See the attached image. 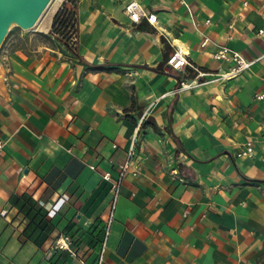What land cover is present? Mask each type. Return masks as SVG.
<instances>
[{"label":"crops","instance_id":"0c3cea01","mask_svg":"<svg viewBox=\"0 0 264 264\" xmlns=\"http://www.w3.org/2000/svg\"><path fill=\"white\" fill-rule=\"evenodd\" d=\"M129 1L77 0L69 43L51 33L56 4L0 49V264H96L136 132L103 264H264V0H137L154 24ZM222 45L249 68L176 91L234 65L213 57ZM178 47L205 77L168 66ZM23 193L53 226L40 243L11 202ZM62 234L76 255L52 250Z\"/></svg>","mask_w":264,"mask_h":264},{"label":"built area","instance_id":"2783aa9c","mask_svg":"<svg viewBox=\"0 0 264 264\" xmlns=\"http://www.w3.org/2000/svg\"><path fill=\"white\" fill-rule=\"evenodd\" d=\"M181 2L185 3V0H181ZM248 2L249 0H243L244 5H247ZM71 6L69 8H71ZM124 10L126 14L129 16V18L132 20V22L134 23H139L142 20V18H146L148 22L152 24L157 22V14L153 12H149L146 9H144L143 6L137 0H130L126 4ZM66 11L67 10H64L62 12V18L67 17V13H65ZM262 15L264 16V10L262 12ZM209 21L210 20H208V22ZM75 28L76 27L74 26V29L71 33L72 34L71 41H73V39L75 40V37H76ZM263 32H264L263 29L258 30V33H263ZM69 40H70V37H69ZM210 41L211 40L208 36H204L203 40L201 41V47H205ZM213 57L218 60H231L234 62V65H232L227 71L223 73L215 74L217 76H215L213 79H210V80H204V81H199V82H197V79H194V81H191V82H187L186 80H181L179 86L176 88V91H181L187 88L195 87V86H198L202 83L209 82V81H216L219 79H227V78L234 77L240 74L241 72H243L244 70H246L247 68H249V66L252 63V61L245 58L241 52H239L238 50L232 49L226 45L219 46L218 49L213 53ZM261 58H264V53L260 57H258L256 60H259ZM167 64L172 69H181L182 67H185L188 65L196 73L195 75L196 78L205 77L207 75L206 72L200 70L197 66H195L189 61L188 54L180 47L176 48L171 53V55L169 56L167 60ZM257 97L263 98L264 91L258 94ZM148 110L149 109L147 108L146 111L142 113V116L140 117L138 124H137L138 128L142 124L143 120L146 119ZM137 139H138V134L136 132L132 138L131 146L127 153L126 159L118 165V176L112 185V189L114 193L113 206H112V209L110 210L108 219L106 221V238L104 240L103 249L101 253L99 254L96 264H103L104 247L107 244V237L110 233L111 224L114 219V208H115L117 199L120 194V187L122 185V182L128 173L131 172L133 175H137L139 171L137 168H135V165H134V150H135ZM253 152H254V147L251 142H248L246 148L243 149L239 153V155L251 156ZM110 176H111V173L106 172L103 177L109 180ZM70 241L71 239L68 234H62L61 236L56 238L55 241L53 242L52 250L65 249V250L70 251L73 255H76V253L71 247Z\"/></svg>","mask_w":264,"mask_h":264},{"label":"trees","instance_id":"16d2710c","mask_svg":"<svg viewBox=\"0 0 264 264\" xmlns=\"http://www.w3.org/2000/svg\"><path fill=\"white\" fill-rule=\"evenodd\" d=\"M76 5L77 0L64 1L62 8L57 11L54 17L51 28L52 34L56 35L58 38H61L67 43H69V36H67L65 30L68 28H74V26L76 27ZM70 6L71 8H69ZM64 10H67L65 12L67 13L66 18H62V12ZM11 202L30 219L29 224L24 229V235L34 242L40 243L41 238H45L47 233H49L53 228L46 218V212L44 209L36 208L37 201L29 193L13 195L11 197Z\"/></svg>","mask_w":264,"mask_h":264},{"label":"water","instance_id":"95a60500","mask_svg":"<svg viewBox=\"0 0 264 264\" xmlns=\"http://www.w3.org/2000/svg\"><path fill=\"white\" fill-rule=\"evenodd\" d=\"M50 2L51 0H0V47L13 24L22 29L33 28Z\"/></svg>","mask_w":264,"mask_h":264},{"label":"rangeland","instance_id":"374dc122","mask_svg":"<svg viewBox=\"0 0 264 264\" xmlns=\"http://www.w3.org/2000/svg\"><path fill=\"white\" fill-rule=\"evenodd\" d=\"M63 1L64 0H53L52 2H51V4L48 6V8L45 10V12L42 14V16L41 17H44L56 4H59V9L60 8H62V4H63ZM41 19V18H40ZM18 29L19 31H23V32H27V31H29V30H31L32 28H30V29H22V28H20L19 26H17V25H15V24H13L11 27H10V30H9V32H8V34H7V36H6V38H5V40L3 41V43H2V45H1V47H0V49L2 48V46H3V44L5 43V41L7 40V38H8V35H9V33L11 32V30H13V29ZM73 29L74 28H68L67 30H65V32L67 33V36H69L70 37V40H71V33H72V31H73Z\"/></svg>","mask_w":264,"mask_h":264},{"label":"bare ground","instance_id":"6f19581e","mask_svg":"<svg viewBox=\"0 0 264 264\" xmlns=\"http://www.w3.org/2000/svg\"><path fill=\"white\" fill-rule=\"evenodd\" d=\"M52 1H53V0H51V2H52ZM51 2L49 3V5L51 4ZM49 5H48V6H49ZM48 6H47V8H48Z\"/></svg>","mask_w":264,"mask_h":264}]
</instances>
